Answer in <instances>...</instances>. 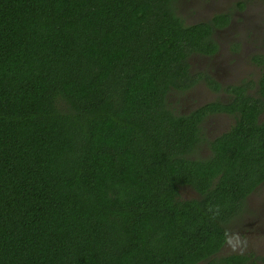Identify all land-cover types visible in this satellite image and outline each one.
<instances>
[{"label":"trees","instance_id":"trees-1","mask_svg":"<svg viewBox=\"0 0 264 264\" xmlns=\"http://www.w3.org/2000/svg\"><path fill=\"white\" fill-rule=\"evenodd\" d=\"M179 3L0 0V264H216L264 179V126L246 109L190 157L198 116L167 95L215 41Z\"/></svg>","mask_w":264,"mask_h":264},{"label":"flooded vegetation","instance_id":"flooded-vegetation-1","mask_svg":"<svg viewBox=\"0 0 264 264\" xmlns=\"http://www.w3.org/2000/svg\"><path fill=\"white\" fill-rule=\"evenodd\" d=\"M184 3L194 12L187 18H196L189 25L211 24L215 47H204L190 56L192 83L185 88L173 87L167 95L168 104L175 114H197L202 138L189 155L195 159L209 158L214 154L211 142L228 135L246 109L255 112V120L264 126V0H184ZM181 190L188 199L200 196L193 188ZM234 219L241 220L235 230L239 237L264 234V179L248 193ZM231 233L229 228L228 240L214 258L216 264H239L221 261L229 255H241L251 264H264V253L244 250L243 245L227 251ZM258 245L264 247L262 243ZM222 251L225 254H220Z\"/></svg>","mask_w":264,"mask_h":264},{"label":"rangeland","instance_id":"rangeland-1","mask_svg":"<svg viewBox=\"0 0 264 264\" xmlns=\"http://www.w3.org/2000/svg\"><path fill=\"white\" fill-rule=\"evenodd\" d=\"M178 12L180 13V15L182 16V18L185 20L186 23H192L193 20H189L187 17L192 16V14H194V12L192 11V8L189 7L187 4L185 5L184 0H180V3L178 4ZM202 16V15H200ZM197 19H202V18H197ZM196 21V20H195ZM238 224H241V220H235L233 219L230 224H229V228L230 231L233 232L231 233V238L229 240V244L226 247L227 251H231L233 249L234 246L236 245H243V249L244 250H249L253 253H257V251H259L260 254L264 253V247H260L258 244L262 243L264 245V234L262 233L261 235H257L256 233L253 234L252 236L249 237H239L237 235V232L235 231L236 229H238ZM264 226V223L262 224ZM257 237V238H256ZM220 254H225L224 251H222ZM198 264H204L203 262H200Z\"/></svg>","mask_w":264,"mask_h":264}]
</instances>
